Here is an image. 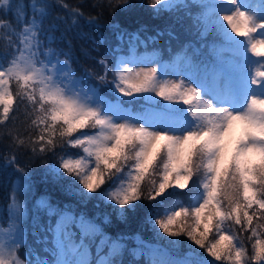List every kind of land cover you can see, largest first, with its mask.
<instances>
[{
    "label": "snow or ice",
    "instance_id": "1",
    "mask_svg": "<svg viewBox=\"0 0 264 264\" xmlns=\"http://www.w3.org/2000/svg\"><path fill=\"white\" fill-rule=\"evenodd\" d=\"M54 6L73 26L83 16L65 0H30L31 16L17 0H0V143L15 175L0 264H125L128 253L123 236H106L99 221L47 195L34 205L46 235L29 244L34 185L20 151L43 160L77 206L98 201L112 218L168 238L162 247L132 237L131 255L144 258L132 264H264V0H148L152 15L177 17L197 42L165 59L155 36L149 51L138 32L117 28L126 49L79 77L52 47L45 22ZM180 237L190 242L183 254Z\"/></svg>",
    "mask_w": 264,
    "mask_h": 264
},
{
    "label": "trees",
    "instance_id": "2",
    "mask_svg": "<svg viewBox=\"0 0 264 264\" xmlns=\"http://www.w3.org/2000/svg\"><path fill=\"white\" fill-rule=\"evenodd\" d=\"M22 0H17L21 3ZM23 11L31 16V9L29 7L30 0H23ZM50 3L53 0H49ZM69 8H78L83 13L79 19V23L75 26L70 23V12L64 8L54 6L51 9V16L45 22V27L52 28L50 33L54 40L52 47L59 53H63L60 58H69L70 63L79 76H86L87 72H99L100 66L98 61L100 59H112L117 49L125 50L127 46V35L121 41L118 36L119 32L133 33L138 32L142 40L147 41L149 51L153 50L152 41L147 40L148 37L155 36V48L161 55L167 59L170 54H174L180 49L182 45L189 43H196L197 38L193 33H190L187 25L182 21L178 22V18L172 17H158L151 14V9L148 7V0H128L131 7L109 9L106 6V0H65ZM57 17H66L65 20L57 19ZM96 19L90 22V18ZM15 23V13L7 17ZM181 23V25H180ZM119 29V32L117 30ZM157 33H160L157 35ZM171 33V36H169ZM141 47L140 51H143ZM5 49L0 47V53ZM90 83L96 84L92 78H88ZM103 88V86H101ZM109 99H113L111 94H108ZM7 141L0 143V156L9 154L6 148ZM69 151H74L69 149ZM18 162L21 166L27 168L31 174V179L34 185L33 195L28 198V216L25 222L26 233H28V242L31 244L34 239L44 237L46 233L43 228L48 223L47 217L41 212L37 213L35 208V201L39 200L41 196L47 195L51 198L54 204L61 206L71 204L76 212H82L89 218H92L101 223L104 228L105 235L113 238L123 236L127 242L128 253L122 257L125 264H132L133 260H143V257H133L131 255L135 246V241L131 239L135 236H140L145 241L152 243H159L162 247L166 246L164 240L156 241L153 238L151 227L145 228L138 221H129L125 223L119 219L112 218L111 208L98 201L89 202L87 204H77L71 194H67L59 190V185L50 181L45 175L46 163L39 159H30V154H25L23 151L17 153ZM3 161V159H1ZM52 161H49L51 163ZM14 169L4 167L0 164V220H2L7 211L8 196L10 193V183L14 181ZM186 191V190H185ZM109 216L110 224L103 223L104 217ZM6 225V223H5ZM4 225V226H5ZM181 243L177 249L180 254L187 251L189 241L186 237L178 238ZM100 241L97 239L91 245L93 258L97 252V245ZM36 251L40 252L43 258L47 256L41 251V246H35Z\"/></svg>",
    "mask_w": 264,
    "mask_h": 264
},
{
    "label": "rangeland",
    "instance_id": "3",
    "mask_svg": "<svg viewBox=\"0 0 264 264\" xmlns=\"http://www.w3.org/2000/svg\"><path fill=\"white\" fill-rule=\"evenodd\" d=\"M21 3L23 4V5H25V2L22 0L21 1ZM180 25H181V23H180ZM62 60V59H61ZM239 133H237V135H238ZM1 159H2V156H0V164H2L4 167H6L5 165H4V162L3 161H1ZM7 225H5V227H6Z\"/></svg>",
    "mask_w": 264,
    "mask_h": 264
}]
</instances>
